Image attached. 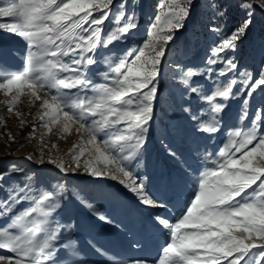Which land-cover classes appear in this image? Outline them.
<instances>
[{"label": "snow or ice", "instance_id": "snow-or-ice-1", "mask_svg": "<svg viewBox=\"0 0 264 264\" xmlns=\"http://www.w3.org/2000/svg\"><path fill=\"white\" fill-rule=\"evenodd\" d=\"M195 3L196 0H167L161 4L147 39L127 52L128 59L121 60L111 73L99 72L106 83L97 86L85 74L89 66L97 63L94 54L100 47L126 38L136 27V18L127 13L123 0L118 8L117 0H0V30L19 37L27 49L22 70H0V92L10 97L4 102L7 112L19 118L15 105L25 95L30 104L41 101L37 118L49 133L59 126L58 137L70 135L73 130L80 136L79 144H73L69 152L70 165H75L73 171L82 166L89 176L119 179L141 203L167 209L166 202L146 192L144 181L129 165L143 149L153 117L157 93L154 82L164 46L173 39L174 31L184 27ZM237 7L242 18L234 28L228 32L218 26L210 29L219 33V38L207 64H222L218 73L221 77L230 71L239 72L228 53L237 49L256 14L264 16V0H237ZM113 8L114 27L105 33L103 25ZM214 14L223 17L225 13L217 6ZM196 75V70L188 68L179 79L185 86L182 95H195L210 105L213 115L208 119L184 108L203 133L219 130V113L227 106L223 101L242 99L245 107L240 119L244 120L249 115L246 106L254 95L259 91L264 96V66L257 74L239 72V78L218 83L207 92L192 85ZM85 134L87 140L83 139ZM7 135L10 141L14 139L10 133ZM169 154L176 156L171 149ZM211 162L215 167L193 179V191L176 210L179 214L174 220L163 213L156 214V223L168 237L158 257L130 260L127 264H264V105L252 113L248 130L228 135L218 157ZM47 163L55 164L65 174L70 170L62 158L50 157ZM23 171L12 168L0 172V192L4 193L0 196V220L7 221L0 224V252L10 254H0V264H58L57 245L61 229L67 225H53L50 218L62 207L65 186L52 185L49 190L37 186V192L31 194L28 183L4 184L5 178ZM24 202L28 207L20 210Z\"/></svg>", "mask_w": 264, "mask_h": 264}, {"label": "rangeland", "instance_id": "rangeland-1", "mask_svg": "<svg viewBox=\"0 0 264 264\" xmlns=\"http://www.w3.org/2000/svg\"><path fill=\"white\" fill-rule=\"evenodd\" d=\"M123 2L127 4V13L135 16L136 27L126 38L114 41L108 47H100L94 54L97 63L89 66L85 74L97 86L106 83L99 72L111 73L121 60L128 59L125 55L127 52L147 39L155 16L161 12L160 5L167 0ZM119 3L120 0H117V8ZM217 6L225 13L223 17L214 14ZM115 14L116 8H113L110 18L103 25L105 33L114 27L112 17ZM241 18L237 0H196L195 10L184 21V27L174 31L173 39L164 46L165 54L154 82L157 93L153 100V117L148 125L144 147L129 166L144 181L146 192L154 199L166 202L167 209L141 203L138 196L131 194L119 179L89 176L82 166L73 171L75 165H70L69 152L73 144H79L80 136L73 130L70 135L58 137L59 126L53 127L49 133L37 118L41 101L30 104L27 95L22 96L15 105L20 117L9 114L4 102L10 97L0 92V120H3L0 125V172L12 168L24 170L23 173L5 178L4 184L9 181L21 185L28 183L32 186L31 194L37 192V186L44 190L51 189L52 185L65 186L62 207L50 218L53 225L57 222L67 225L62 227V236L57 245L58 264H127L130 260L158 257L161 246L155 252L152 248L155 241L153 237L158 229L156 214L163 213L175 219L179 214L176 210L188 201L193 191V179L215 167L211 161L218 157L228 135L235 130H248L252 113L264 105V96L258 91L246 106L248 117L241 120L240 115L245 107L242 99L223 101L227 106L219 113L221 123L214 134L198 131L189 113L184 111V108H190L202 119L213 115L207 101L195 95H182L185 86L179 78L183 70H196L197 75L191 83L200 87L202 92H207L218 83H227L233 77L239 78V72L257 74L264 66V16L259 12L237 49L228 53V57L237 63L239 72L230 71L227 76L221 77L218 73L222 64H207L211 48L219 38V33H213L210 29L218 26L223 32H228ZM26 54V45L19 37L0 30V70H22ZM106 58L108 63H105ZM7 133L14 139L10 141ZM83 139H88L86 134ZM169 149L176 153L175 157L169 154ZM29 155L34 159H26ZM50 157L62 158L65 166H70L68 173L61 172L55 164L47 163ZM41 159L44 163L39 162ZM27 177H32V180L28 181ZM165 186L167 189L162 194ZM158 193L160 196H157ZM3 195L0 192V196ZM26 207L28 202L19 205L20 210ZM100 216L106 217V220ZM6 223V220H0V224ZM163 233L164 243L168 237L166 230ZM0 254L10 255L6 252Z\"/></svg>", "mask_w": 264, "mask_h": 264}, {"label": "bare ground", "instance_id": "bare-ground-1", "mask_svg": "<svg viewBox=\"0 0 264 264\" xmlns=\"http://www.w3.org/2000/svg\"><path fill=\"white\" fill-rule=\"evenodd\" d=\"M160 142V141H159ZM163 142V141H162ZM161 143V142H160ZM157 145H159V144H157ZM156 145V146H157ZM161 146H162V144H161ZM157 148V147H156ZM164 148V147H163ZM162 149V148H161ZM166 150V149H165ZM164 150V151H165ZM158 151V150H157ZM162 152V151H161ZM157 156V155H156ZM163 156V155H162ZM166 156V155H165ZM158 163H160V162H158ZM169 182H171V178H169ZM169 184V183H168ZM168 184H166V185H168ZM170 186V185H169ZM167 189V186H165L164 188H163V192H161L162 194H164L165 193V190ZM160 193V192H159ZM157 194V196H160V194ZM131 194H133L134 196H135V193H133V192H131ZM137 196V195H136ZM136 202V201H135ZM155 222H156V219H155ZM163 229H162V226H159L158 225V229H157V231L155 232V234H154V237L153 238H155V241H154V245H153V251L155 252V250L158 248V247H160L162 244H163V241H164V233H163ZM152 238V239H153ZM123 239H124V237H123ZM123 241V240H122ZM149 242H151L152 243V241L150 240ZM149 245V244H148ZM149 247V246H148ZM151 248V247H150Z\"/></svg>", "mask_w": 264, "mask_h": 264}]
</instances>
